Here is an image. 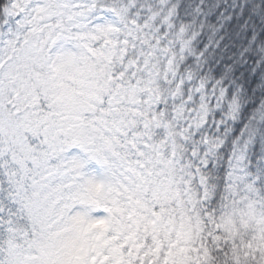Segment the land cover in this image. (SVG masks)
<instances>
[{
  "label": "snow or ice",
  "instance_id": "snow-or-ice-1",
  "mask_svg": "<svg viewBox=\"0 0 264 264\" xmlns=\"http://www.w3.org/2000/svg\"><path fill=\"white\" fill-rule=\"evenodd\" d=\"M262 9L0 0V264H264Z\"/></svg>",
  "mask_w": 264,
  "mask_h": 264
},
{
  "label": "trees",
  "instance_id": "trees-1",
  "mask_svg": "<svg viewBox=\"0 0 264 264\" xmlns=\"http://www.w3.org/2000/svg\"><path fill=\"white\" fill-rule=\"evenodd\" d=\"M229 2L231 3V0H229ZM255 2L259 3L260 0H255ZM255 22L257 24V26H261L264 25V9H262L260 12L257 13L256 18H255ZM230 150V145L228 148H226L224 150L225 153V157H227V152ZM261 155V148L259 145H257L252 152L250 153L251 156V161L253 163V166L255 165L256 161L260 158Z\"/></svg>",
  "mask_w": 264,
  "mask_h": 264
},
{
  "label": "clouds",
  "instance_id": "clouds-1",
  "mask_svg": "<svg viewBox=\"0 0 264 264\" xmlns=\"http://www.w3.org/2000/svg\"><path fill=\"white\" fill-rule=\"evenodd\" d=\"M247 2H248L249 4H252V3L255 2V0H247Z\"/></svg>",
  "mask_w": 264,
  "mask_h": 264
}]
</instances>
